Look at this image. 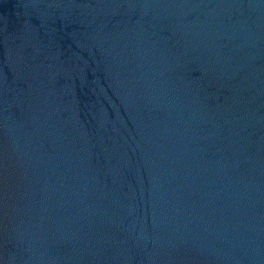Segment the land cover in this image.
<instances>
[{
	"label": "water",
	"instance_id": "95a60500",
	"mask_svg": "<svg viewBox=\"0 0 264 264\" xmlns=\"http://www.w3.org/2000/svg\"><path fill=\"white\" fill-rule=\"evenodd\" d=\"M0 264H264V0H0Z\"/></svg>",
	"mask_w": 264,
	"mask_h": 264
}]
</instances>
